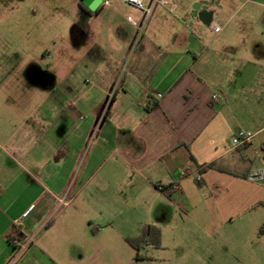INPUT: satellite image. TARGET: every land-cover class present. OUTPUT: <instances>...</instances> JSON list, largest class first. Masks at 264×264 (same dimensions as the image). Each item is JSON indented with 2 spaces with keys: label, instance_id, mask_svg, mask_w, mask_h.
Segmentation results:
<instances>
[{
  "label": "crops",
  "instance_id": "0c3cea01",
  "mask_svg": "<svg viewBox=\"0 0 264 264\" xmlns=\"http://www.w3.org/2000/svg\"><path fill=\"white\" fill-rule=\"evenodd\" d=\"M201 1L214 12L210 26L191 15ZM86 10L83 25L92 23L94 30L85 26L83 37L93 35V44L75 61L77 76L60 83L61 141L45 149L37 175L35 144H14L16 158L0 142V151L13 156L23 173L24 166H36L26 183L19 178L9 189L0 186V264H105V254H120L121 264H128L133 259L125 247L135 250L128 240L161 245L164 228L179 213L185 215L188 234L204 240L220 232L223 237L230 227L258 225L254 220L260 217L251 213L264 205V182L250 183L246 177L264 169V0H184L174 14L155 5L149 17L126 0H104L94 11ZM106 22L108 46L101 30ZM58 112L35 110V125L30 121L24 130L37 134L44 128L40 122ZM242 131L253 139L234 148L232 141ZM107 165L106 173L93 177ZM186 170L195 173L182 179ZM38 175L49 182V190L71 197L70 205L93 185L94 199L87 206L100 214H124L138 202L148 216L144 228L130 236L129 220L122 215L119 229L106 225L115 233L103 240H33L58 198L45 193L34 180ZM175 183L179 191L171 196L157 190ZM69 226L67 219L51 237ZM261 226L255 227L258 239ZM106 227L89 228L97 236ZM66 243L77 251L75 257L63 252Z\"/></svg>",
  "mask_w": 264,
  "mask_h": 264
},
{
  "label": "rangeland",
  "instance_id": "374dc122",
  "mask_svg": "<svg viewBox=\"0 0 264 264\" xmlns=\"http://www.w3.org/2000/svg\"><path fill=\"white\" fill-rule=\"evenodd\" d=\"M171 1L179 6L184 0ZM144 3L146 5V0ZM80 4L84 5V0H0V142L8 153L16 158H19L20 154L12 149L14 144L19 142L35 144L33 153L39 164L37 170L36 166L22 164L26 165L23 173L14 164L13 156L7 153L5 155L0 151L1 187L9 189L15 179L19 178L22 183H26L28 175H34L35 170L37 175L47 158L46 150L50 151L49 149L52 148H49L50 143L61 141V113L65 101L61 95L60 83L65 77L77 76L78 66L75 65V61L93 44L91 38L93 35L90 33H93L94 28L92 23L83 25L85 16L79 8ZM237 21L236 15L234 24ZM223 22L225 23V19ZM107 23L109 24V22L104 23V28L101 27L102 36L106 39L105 43L110 29ZM85 26L90 29V33L89 36L86 34V37H83ZM233 28L234 26L230 25V29ZM106 45L108 46V43ZM92 95L97 96L95 92ZM89 105L92 106L93 102ZM50 108L59 111L58 114L41 121L44 128H38L37 134L29 136L30 133L24 129L30 121L35 125L36 118H33L35 110L49 111ZM109 166H102L93 177L102 176ZM95 169V165L91 166L88 173H93ZM33 177L36 182L41 183L45 193L51 191L55 197H58L55 198L57 205L53 209L54 212H50L41 226L36 229L33 240H103L111 232L115 233L113 229H107L106 225L116 224L115 230H117L126 217L130 224V236L138 235L144 228L148 216L138 202H134L124 214H100L87 206L94 199L90 189L93 185L70 205L68 202L71 197L57 195L52 188L49 190V182L47 183L42 175ZM34 209L35 207H31L24 218ZM35 213L36 211L32 216H35ZM251 215L260 217L254 221L262 225L261 239L254 235L257 230L255 227L258 225L249 223L246 228L230 227L223 232V237L220 232L213 239L204 240V237H199L198 233L188 234L183 222L185 215L179 213L178 219L164 228L165 237L161 245L139 241L138 250L125 247L133 259L128 264H264V205ZM67 219L70 221V226L56 230V236L51 237L53 231ZM23 220L22 224L17 222L22 227ZM90 225L92 229L101 230L102 227H106L107 230L99 231L100 233L95 236L89 228ZM81 226L85 227L84 231L81 230ZM15 232L16 235L19 233L17 224ZM67 245L64 244L63 252L70 254L69 257H75L77 251L71 245ZM112 256L113 254L110 256L105 254L104 263L121 264L120 254L114 255L116 257L113 258Z\"/></svg>",
  "mask_w": 264,
  "mask_h": 264
},
{
  "label": "built area",
  "instance_id": "2783aa9c",
  "mask_svg": "<svg viewBox=\"0 0 264 264\" xmlns=\"http://www.w3.org/2000/svg\"><path fill=\"white\" fill-rule=\"evenodd\" d=\"M150 1L152 3L151 7H147L144 3V0H126V3L137 8V9H139V10H141L145 14L146 17H149L151 15L153 7L155 5H160L164 8H166L172 14H174L178 9L177 4H175L171 0H150ZM211 28L215 33L221 32V28L219 26L212 25ZM252 139H253L252 134L242 131V132H239L237 134V136L233 139L232 143H233L234 148H241V147H244V146L248 145L249 143H251ZM194 173L195 172H193L191 170L183 171L181 173V178L182 179L187 178L191 175H194ZM246 179L250 183H262V182H264V169L251 171L247 175ZM196 180H197V182H201L202 176L200 174H198L196 176ZM157 190L160 193L171 196L173 192L179 191V184L175 183V184H172L171 186H168V187L157 186ZM17 226H19V228H20L21 224L17 223Z\"/></svg>",
  "mask_w": 264,
  "mask_h": 264
},
{
  "label": "water",
  "instance_id": "95a60500",
  "mask_svg": "<svg viewBox=\"0 0 264 264\" xmlns=\"http://www.w3.org/2000/svg\"><path fill=\"white\" fill-rule=\"evenodd\" d=\"M93 0H86L85 4L89 6V2ZM96 6H90V10L94 11L95 7L100 6L104 0H95ZM208 3L201 1L198 3H195L191 8V15L193 18L198 19L201 21L204 25L210 26L214 19V12L208 10Z\"/></svg>",
  "mask_w": 264,
  "mask_h": 264
},
{
  "label": "trees",
  "instance_id": "16d2710c",
  "mask_svg": "<svg viewBox=\"0 0 264 264\" xmlns=\"http://www.w3.org/2000/svg\"><path fill=\"white\" fill-rule=\"evenodd\" d=\"M152 230H150L151 232ZM263 232V229L261 230V233ZM136 241V242H135ZM143 242V240H128V243L131 244L136 250H138L137 243L138 242ZM159 240H151L150 243H153L154 245H158ZM138 258V257H137Z\"/></svg>",
  "mask_w": 264,
  "mask_h": 264
},
{
  "label": "flooded vegetation",
  "instance_id": "af4514ba",
  "mask_svg": "<svg viewBox=\"0 0 264 264\" xmlns=\"http://www.w3.org/2000/svg\"><path fill=\"white\" fill-rule=\"evenodd\" d=\"M86 0H84V2H85ZM86 4H80L79 5V8H80V10H81V12L84 14V13H86L87 14V10H86ZM87 7H90V6H87Z\"/></svg>",
  "mask_w": 264,
  "mask_h": 264
}]
</instances>
